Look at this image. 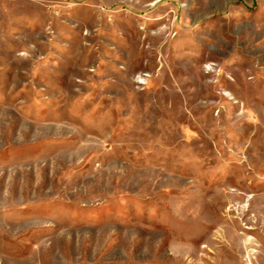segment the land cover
<instances>
[{"label": "rangeland", "instance_id": "1", "mask_svg": "<svg viewBox=\"0 0 264 264\" xmlns=\"http://www.w3.org/2000/svg\"><path fill=\"white\" fill-rule=\"evenodd\" d=\"M0 264H264V0H0Z\"/></svg>", "mask_w": 264, "mask_h": 264}]
</instances>
